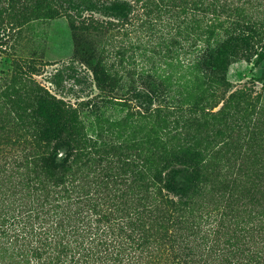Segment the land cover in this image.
Instances as JSON below:
<instances>
[{
	"label": "trees",
	"instance_id": "trees-1",
	"mask_svg": "<svg viewBox=\"0 0 264 264\" xmlns=\"http://www.w3.org/2000/svg\"><path fill=\"white\" fill-rule=\"evenodd\" d=\"M46 1L49 18L67 17L73 60L89 69L106 103L125 106L128 100L114 94L124 79L126 46L115 52L116 63L93 55L89 35L110 27L125 30L120 26L161 17L175 25L178 49L189 53L187 64L208 81L203 94L209 100L216 96L214 83L230 87L226 75L240 54L237 41L245 51L249 41L264 50V32L255 31L264 28V0H246L242 7L241 0ZM4 2L9 8L20 3ZM137 7L144 18L134 14ZM97 14L114 21H100ZM226 25L233 26L226 40L198 49V30L210 42L214 29ZM14 69L0 84V147L30 146L23 152L32 167L11 171L0 155V264H264V194L258 195L254 173L242 172L245 184L224 180L208 187L205 153L212 139L186 129L188 119L178 115L186 110L175 99L153 107L158 92L139 90L140 111L129 116L149 128L142 135L130 130L124 143L118 138L129 126L127 118L98 116L96 133L88 135L83 112L95 111L94 101L73 106L31 79L29 73L39 71L31 64ZM249 99L243 89L223 93L212 119L233 126V109ZM195 104L194 113L201 109ZM198 200L207 204L203 215L194 212Z\"/></svg>",
	"mask_w": 264,
	"mask_h": 264
},
{
	"label": "rangeland",
	"instance_id": "rangeland-1",
	"mask_svg": "<svg viewBox=\"0 0 264 264\" xmlns=\"http://www.w3.org/2000/svg\"><path fill=\"white\" fill-rule=\"evenodd\" d=\"M14 8H9L7 2H0V84L8 81L14 74L16 65L23 62L31 64L39 71L30 72L29 76L39 86L45 88L56 99L65 101L73 106L86 101H94L92 113H86L90 108H84L85 123L88 126L87 134L96 133L94 121L99 118L117 120L127 118L129 126L121 132L119 141L127 142L130 130L135 129L138 135L144 134L149 128L146 121L133 119L129 114L140 111L141 100L135 94L141 91L158 92L154 98L153 107L159 104L169 105L175 99L176 104L186 111L178 112L188 119L189 132L211 137L206 158L205 181L208 187H218L220 183L232 184L240 181L244 183L242 172L254 173V184L258 186V195L264 194V50L257 43L249 41V51L242 48L240 54L233 57L227 70V80L230 87L214 83L216 96L209 100V95L203 94L208 81L202 79L201 70L195 64L188 65L189 53L178 49L175 25H168L164 17L148 19L137 27L120 26L110 27L103 35H89L95 60L100 57L112 63L118 62L114 55L119 46H126L125 74L123 81L118 85L114 94L123 103H106L98 97L99 90L93 82L92 73L81 62L73 60L75 45L68 19L59 14L49 18L46 0H19ZM63 4L76 3L78 0H53ZM109 0H100L107 4ZM130 1V0H127ZM241 0L237 5L243 6ZM254 14L253 10L249 12ZM136 16L142 15V10L136 8ZM98 20L114 21L94 15ZM141 18H144L141 16ZM233 30V26L217 27L215 35L201 36V29L195 34L198 36V49L216 48V43L226 40L225 34ZM264 32V28L256 29ZM223 35V36H221ZM173 38V39H172ZM172 40L175 41L172 42ZM257 41V38H255ZM134 48L131 49V45ZM137 47V48H136ZM123 48V47H121ZM119 48V50H122ZM123 51V50H122ZM245 51V52H244ZM195 52V51H194ZM243 52V53H242ZM114 53V54H113ZM27 71V69H25ZM247 90L251 99L239 101L235 113L234 125L229 127L212 119V113H217L222 106L220 97L230 91ZM206 93V92H205ZM206 102H205V101ZM215 101V104H211ZM201 109L193 111L195 103ZM200 109V110H199ZM172 119V118H170ZM94 125V126H93ZM198 125V126H197ZM26 146L20 150L17 146H1L0 155H3L10 165L11 171L25 172L32 167V163L24 158ZM64 151H58V157H63ZM1 165V162H0ZM91 175V174H90ZM225 180V181H224ZM120 188V186H117ZM127 198V196H126ZM196 215H203L202 209L207 204L198 200ZM215 207L213 204L210 205ZM199 225V221H197ZM180 234H187L180 231Z\"/></svg>",
	"mask_w": 264,
	"mask_h": 264
}]
</instances>
